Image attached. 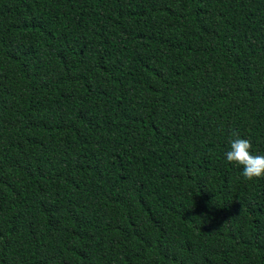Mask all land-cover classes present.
<instances>
[{"label":"trees","instance_id":"obj_1","mask_svg":"<svg viewBox=\"0 0 264 264\" xmlns=\"http://www.w3.org/2000/svg\"><path fill=\"white\" fill-rule=\"evenodd\" d=\"M264 0H0V264H264Z\"/></svg>","mask_w":264,"mask_h":264},{"label":"clouds","instance_id":"obj_2","mask_svg":"<svg viewBox=\"0 0 264 264\" xmlns=\"http://www.w3.org/2000/svg\"><path fill=\"white\" fill-rule=\"evenodd\" d=\"M236 137L230 141V150L225 153L229 163L242 167V176L245 180L264 177V155L252 154V144L249 139Z\"/></svg>","mask_w":264,"mask_h":264}]
</instances>
